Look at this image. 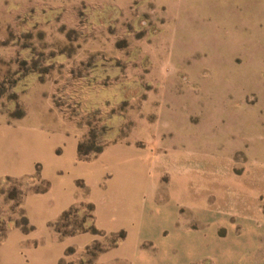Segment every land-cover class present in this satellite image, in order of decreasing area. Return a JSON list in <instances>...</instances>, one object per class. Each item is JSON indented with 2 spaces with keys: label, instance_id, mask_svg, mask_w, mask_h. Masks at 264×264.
Wrapping results in <instances>:
<instances>
[{
  "label": "rangeland",
  "instance_id": "obj_1",
  "mask_svg": "<svg viewBox=\"0 0 264 264\" xmlns=\"http://www.w3.org/2000/svg\"><path fill=\"white\" fill-rule=\"evenodd\" d=\"M187 8L170 4L166 24L148 0H0V100L11 117L40 114L50 99L92 150L155 136L159 202L179 205L177 224L194 236L199 209L225 213L250 196L244 187L256 181L257 162L246 160V145L264 123V75H244L217 31L228 20L208 5ZM227 186L244 193L219 201L217 188ZM42 187L0 179L2 224L21 222V193ZM89 216L79 205L64 224L71 231ZM95 250L61 264H92Z\"/></svg>",
  "mask_w": 264,
  "mask_h": 264
},
{
  "label": "crops",
  "instance_id": "obj_2",
  "mask_svg": "<svg viewBox=\"0 0 264 264\" xmlns=\"http://www.w3.org/2000/svg\"><path fill=\"white\" fill-rule=\"evenodd\" d=\"M148 2L161 9L166 24L170 4L185 11L192 5H208L211 14L228 20L217 31L227 35L228 46L241 57L244 75H264V0ZM45 100L40 114L25 109L19 119L11 118L0 100V178L39 176L36 181L48 183L45 191L25 192L21 208L32 229L25 232L11 224L0 245V264L83 260L96 242L121 231L125 238L99 253L92 264H264V123L251 128L258 138L246 145V160L257 162L256 181L244 187L250 196L225 213L199 209L200 234L187 236L177 224L180 206L159 202L162 188L154 174L160 143L155 136L136 134L111 142L99 155L81 160L82 129ZM240 189L217 188L219 201L224 194L226 199L242 195ZM79 205L94 206V225L102 235L62 237L51 227Z\"/></svg>",
  "mask_w": 264,
  "mask_h": 264
},
{
  "label": "trees",
  "instance_id": "obj_3",
  "mask_svg": "<svg viewBox=\"0 0 264 264\" xmlns=\"http://www.w3.org/2000/svg\"><path fill=\"white\" fill-rule=\"evenodd\" d=\"M25 116V111L24 110H20L18 114L16 115H11L12 118H23ZM104 150L103 147L98 148L96 150H92L90 148H87L86 144L83 142H80L79 144V148H78V153H79V158L81 160H89L97 155H99L102 151ZM3 179V178H0ZM7 181H19L17 179H11V178H4ZM27 180H38L40 181L39 176H35L32 179H27ZM43 184L42 188H37L34 189L37 192L40 191H45L48 188V183L46 182H41ZM25 193H21L20 195V204L22 203L23 197H24ZM10 199H15L14 195L12 197H10ZM86 208L90 211V216L88 217V219L90 220V223L87 222V218H83V220L81 221V223L76 224V228H74L71 231L67 230V227L69 226V224H64L66 222L69 221V219L71 218V216L73 215L74 212L77 211V207H73L70 210H68L67 212H65L60 219L51 224V227L58 232L59 234H61L62 237H66V236H72L78 233H83V232H91L93 234L96 235H102L103 233L101 231H99L96 226L94 225V206L93 205H86ZM11 224H14L16 226L21 227L25 232H28L32 229V227L29 224L28 218L25 216V213L23 212V220L21 222L19 221H10L8 225H4L2 224V222L0 221V245L2 244L4 238L6 237V234L8 232L9 227L11 226ZM126 236V233L124 231H121L118 234H114L111 235V237H113V241L111 242V244L108 247H105L101 242H96L93 246H95L96 250L94 252H92V257L93 259L101 252L105 251L108 248H113L115 246H117L119 244V242L121 240H123ZM92 246V247H93ZM92 247H90L88 249V253H90ZM69 252H71V250H69Z\"/></svg>",
  "mask_w": 264,
  "mask_h": 264
}]
</instances>
